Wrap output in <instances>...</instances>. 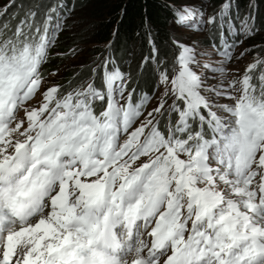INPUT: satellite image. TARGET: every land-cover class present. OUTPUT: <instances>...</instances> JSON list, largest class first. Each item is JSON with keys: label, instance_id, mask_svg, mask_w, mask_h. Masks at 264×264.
<instances>
[{"label": "snow or ice", "instance_id": "obj_1", "mask_svg": "<svg viewBox=\"0 0 264 264\" xmlns=\"http://www.w3.org/2000/svg\"><path fill=\"white\" fill-rule=\"evenodd\" d=\"M232 6L225 0L207 20L219 29L212 47L222 59L204 67L221 76L243 42L236 37L257 31L251 13L237 26ZM40 7L14 30L0 25V264H264V59L227 89L210 88L194 70L208 53L176 41L172 75L157 68L163 92L150 111L152 96H125L127 78L108 60L103 90L90 79L41 92L63 18L57 4L41 23ZM203 15L185 7L175 22L198 17L188 26L200 29Z\"/></svg>", "mask_w": 264, "mask_h": 264}, {"label": "trees", "instance_id": "obj_2", "mask_svg": "<svg viewBox=\"0 0 264 264\" xmlns=\"http://www.w3.org/2000/svg\"><path fill=\"white\" fill-rule=\"evenodd\" d=\"M180 0H17L13 10L5 20L14 30L20 19L24 17L28 9L36 10V5H41L37 20L43 22L44 11L53 5H60L58 11L61 15L68 16L69 13L76 14L80 25L86 27L81 32L71 31L72 21L70 17L63 23V30L59 34L58 50L66 53L69 47L76 44L84 37L89 42L102 45L108 44L112 47V57L123 75L128 74V88L135 89L134 100L142 94L154 91L157 85L156 67L160 61L167 59L172 54V26L176 19V7ZM214 8L219 7L225 0H207ZM234 10L231 17L238 25L242 12L249 10L255 17L257 31L251 38H260L264 50V0H232ZM254 5V7H250ZM247 10V11H248ZM240 16L236 15V13ZM248 13V15H249ZM55 16V14H54ZM237 17V18H236ZM55 19H53V22ZM216 26V25H215ZM89 28V29H88ZM86 29L89 31L85 32ZM220 34L217 26L211 36V42L220 45ZM155 47V60L153 56ZM134 48V49H133ZM98 49V48H97ZM101 51H103V48ZM133 49V50H131ZM137 57L133 68L126 70L122 68L129 60L126 58L132 54ZM169 55V56H168ZM150 58L147 62L145 58ZM141 60V61H140ZM140 64V67H139ZM117 69H114V71ZM111 71V70H109ZM113 71V70H112ZM80 77H90L92 73L88 69L80 71ZM103 71L99 74V81L95 86L103 90ZM159 76V75H158ZM70 80L74 79L72 76ZM69 80V81H70ZM68 81V82H69ZM154 85V86H153ZM96 110H101V102H97ZM167 123L164 121L163 131Z\"/></svg>", "mask_w": 264, "mask_h": 264}, {"label": "rangeland", "instance_id": "obj_3", "mask_svg": "<svg viewBox=\"0 0 264 264\" xmlns=\"http://www.w3.org/2000/svg\"><path fill=\"white\" fill-rule=\"evenodd\" d=\"M16 1L17 0H0V9H3L5 5H8L11 3V7L8 9L7 13L4 14L3 16H0V25L7 23L5 20L9 17L10 12H12L13 5ZM221 5L217 8H214V6L210 4L207 0H180L178 2L176 11L182 10L185 7L200 9L204 13L202 17L204 23L200 29H195V28L189 27L188 25L197 23L198 19H201V18L193 17L192 19L188 21V25H177L176 22L174 21V24L172 26V34H173L172 54L170 56L168 55L169 57L162 61L164 68L161 67V70L167 69L169 76L172 75V65H173V62L176 56L178 55L180 51V48L177 47L176 43H174L176 41H178L180 44L195 48L198 53H201V52L208 53V55H198L197 56V59L200 61V64L196 66L194 70L199 75H201V77L204 79L205 85L210 88L219 87L222 82L223 87L227 89L228 82L232 79L239 80L240 77L244 74L246 67L250 63L253 62L254 58L259 57L261 59H264V50L262 49V43L259 42L260 40L259 37H257L256 39H253L251 37L245 38L242 36H238L236 37V39L238 41L242 40L243 42L238 43L235 49L233 50V59L227 64L223 65V67L226 69V72H227L226 75L221 76L219 73H213L208 68L204 67L205 64H209L214 67H220V65L218 64V61H220L222 57L219 56L216 53V51L213 49L212 47L213 42H211V36L214 33V28L216 26L209 25L207 23V20L210 16L216 15L219 12ZM247 10L242 12V16L240 17V19L248 16L249 10L248 11ZM233 12H236V10H234V6H232L230 15H232ZM236 15L240 16V12L239 14L236 13ZM61 16L63 18V23L68 20L66 18L70 17L71 19L70 21H72L71 31L81 32L82 30L86 28V27L81 26L80 22L77 21L76 14L69 13L68 15L69 17L66 15L64 16L61 15ZM53 23H55V21ZM88 29H86L85 32L89 31ZM60 32L57 34V38L55 40L54 45L49 50V58L47 62L44 63L41 68L42 75L45 78L44 83L41 88V92H43L50 86L59 85L61 87V92L67 93L68 91H71L73 88H76L82 84L86 86L87 81H89L90 79L93 80L94 84L96 85L99 81L101 82V79L99 78V74L101 73V71H103V74H102V82H103V75L105 71L104 62L106 60L110 61V63H108L107 65L108 70L114 71V69H117L120 73H122L120 71L121 65H118V63H116V60L111 56L113 53L111 50L112 49L111 45H108V44L97 45V44L91 43L88 41L89 38L86 36L84 37V40L78 41L76 44L69 47V50L66 53H63L58 50V47H59L58 42H60V38L58 36ZM100 48H103V51H101L102 49ZM71 49L77 50L74 56L69 54ZM242 52L244 53L243 56H241ZM59 54H63V55H59ZM136 58L137 57H135L133 53L130 54L126 58L127 60H129V62L125 63L122 66V68L126 70H130L131 72V68H133V63H135ZM139 67H140V64H139ZM155 67H156L155 72H156V77H157V85L154 87V91H151L148 94L152 96V100L148 105V109H147L148 111L156 107L158 98L160 94L163 92V86H160L158 83L159 76H158L157 68L160 67V65L159 64L158 66L155 65ZM85 69H88V71L92 73V76L81 78L80 71L85 70ZM93 69H96L95 74L92 71ZM53 72L57 74L54 76L50 75V73H53ZM255 75H258V72L254 73V76ZM70 76H72V78L74 79L70 80L69 79ZM124 76L127 78L128 74ZM125 83H126L125 96H127V93L131 91L130 90L131 88H128L127 79ZM253 83H256L255 79L253 80ZM237 87H239V85H237ZM229 91L231 90L229 89ZM202 95L208 96L214 104L234 103V101L227 99L225 97L217 98L214 96L213 93L202 92ZM233 95L238 96L239 93L234 92ZM40 100H41V96L38 94L37 97L30 102V105L38 107ZM171 103H172V100L169 99L168 104H171ZM165 107H167V105H165ZM146 114L147 113L145 112V115ZM218 114L226 115L225 113H218ZM23 116H24V113L23 111H21L19 114V118H23ZM171 118L173 121H175L176 115L172 114ZM158 119H160V128L163 131L164 121L168 123L169 117L165 115L164 117H158ZM164 131L166 132V130ZM124 139H126V136L121 137V143L123 142ZM143 238L145 240L150 241V238L147 236Z\"/></svg>", "mask_w": 264, "mask_h": 264}]
</instances>
